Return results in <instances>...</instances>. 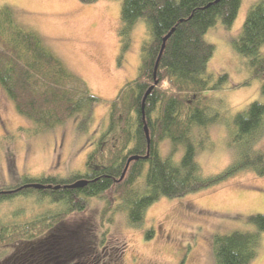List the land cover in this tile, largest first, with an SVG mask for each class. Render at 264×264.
<instances>
[{
  "label": "trees",
  "instance_id": "trees-1",
  "mask_svg": "<svg viewBox=\"0 0 264 264\" xmlns=\"http://www.w3.org/2000/svg\"><path fill=\"white\" fill-rule=\"evenodd\" d=\"M120 1L118 34L122 51L128 47L133 25L138 20L146 24L147 38L141 45L137 75L122 85L109 102L106 128L87 154L83 172L64 177L23 175L12 186H0L1 202L24 198L27 204L31 201L43 207L22 220L0 217V247L23 244L21 251L1 264H82L84 230L81 232L76 225L75 233L64 229L58 233L56 227L72 213L83 212L91 198L106 200L99 217L102 247L108 234L105 223L111 224L108 213L114 207L125 211L127 223L137 228L145 210L162 197L172 199L205 190L243 171L264 175V152L254 147L264 132V102L253 101L232 116L227 144L234 152V160L228 166L203 176L196 162L197 153L211 147L198 139H208L207 128L222 122L221 117L216 118L218 112L214 113L215 119L208 116L210 105L204 93L219 88L227 79L222 74L213 81L206 72L215 47L205 33L217 20L230 26L241 0ZM231 45L246 59L250 78L260 81L264 97V0L247 11ZM0 85L17 112L35 123V133L80 114L76 133L82 135L91 120L90 107L100 101L43 45L37 33L14 20L7 5L0 6ZM164 139L170 142V154L183 147L178 162L171 155L159 154V143ZM132 155L138 158L127 164L121 177ZM139 177L143 187L136 189ZM79 179L86 180L82 187H67ZM30 183L43 187L24 186ZM53 205L60 209H53ZM18 213L15 209L10 216L17 217ZM246 220L255 226L254 231L213 235L215 264H250L256 257L260 234L264 232V215L252 214ZM84 228L89 233L88 225ZM151 234L152 230L146 237ZM122 250L123 246L111 264L118 263ZM90 264L98 262L94 259Z\"/></svg>",
  "mask_w": 264,
  "mask_h": 264
},
{
  "label": "rangeland",
  "instance_id": "rangeland-1",
  "mask_svg": "<svg viewBox=\"0 0 264 264\" xmlns=\"http://www.w3.org/2000/svg\"><path fill=\"white\" fill-rule=\"evenodd\" d=\"M258 1L241 0L230 26L217 20L205 33V38L215 47L206 72L212 75L213 81L222 74H226L227 79L219 88L204 93L210 105L208 116L215 119L214 113L218 112L216 118L221 117L222 122L212 123L207 128L208 139H198L202 145H211L196 155L203 176L218 173L234 160V152L227 144L232 116L253 101L264 102L260 81L250 78L246 59L231 45L247 11ZM2 5L12 9L19 25L37 33L43 45L81 78L90 94L100 101L90 107L91 120L87 132L82 135L76 133L80 114L35 133V123L17 112L0 85V186H12L23 175L64 177L83 172L87 154L106 128L109 102L122 85L137 75L141 45L147 38L146 24L138 20L133 25L128 47L122 51L118 34L120 0L90 3L80 0H0ZM254 147L264 152V132ZM158 149L162 157L171 155L175 162L183 153V147L179 146L170 154L168 139L161 141ZM144 173L145 170L142 175ZM134 186L136 189L143 187L142 177ZM27 203L24 198L0 201V217L22 220L43 209L31 201ZM105 205L104 198H91L83 212L72 213L56 227L58 233L64 230L75 233L76 225L80 226L81 232L84 230L85 247L81 249L85 259L82 264H90L94 259L98 264H111L122 246L116 264H215L211 248L213 235L234 230L254 231L255 226L246 218L252 214L264 215V175L243 171L205 190L172 199L162 197L145 210L137 228L127 223L125 211L114 207L108 213L112 222L105 223L108 234L101 247L99 217ZM52 207L60 209L58 205ZM15 209L19 215L10 216ZM87 225L89 233L84 228ZM150 230L153 234L146 237ZM22 248L21 243L0 247V264ZM250 264H264V232L260 234L257 254Z\"/></svg>",
  "mask_w": 264,
  "mask_h": 264
},
{
  "label": "water",
  "instance_id": "water-1",
  "mask_svg": "<svg viewBox=\"0 0 264 264\" xmlns=\"http://www.w3.org/2000/svg\"><path fill=\"white\" fill-rule=\"evenodd\" d=\"M163 40H165V38H164ZM161 47H163V44H162ZM154 84H156V80H155L154 83H153L150 87H148V89L146 90V92H145V94H144V96H143L142 101L145 99L146 95L150 92V90L152 89V87L154 86ZM144 130H145V135H146V137L148 138V130H147V128L144 127ZM137 158H138V157L135 156V155H132V156H129V157H128V159H127V161H126L125 168H124V170H123V172H122L121 177H122L123 174H124V171H125V169H126V167H127V164H128L131 160H136ZM121 177H120V178H121ZM85 183H86V180H84V179H79V180H77V181H75V182H73V183H71V184H68L67 187H71V188L82 187ZM24 186H31V187H35V188L43 187V185H40V184H37V183L25 184Z\"/></svg>",
  "mask_w": 264,
  "mask_h": 264
}]
</instances>
